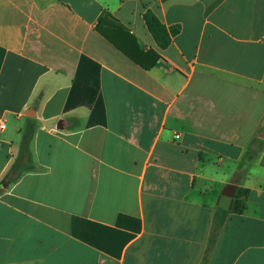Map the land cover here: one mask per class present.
Instances as JSON below:
<instances>
[{"label": "crops", "instance_id": "0c3cea01", "mask_svg": "<svg viewBox=\"0 0 264 264\" xmlns=\"http://www.w3.org/2000/svg\"><path fill=\"white\" fill-rule=\"evenodd\" d=\"M229 185L206 264H264V0H0V264H201Z\"/></svg>", "mask_w": 264, "mask_h": 264}, {"label": "trees", "instance_id": "16d2710c", "mask_svg": "<svg viewBox=\"0 0 264 264\" xmlns=\"http://www.w3.org/2000/svg\"><path fill=\"white\" fill-rule=\"evenodd\" d=\"M110 17L111 15H106L105 17L101 19V21L96 26L97 32H99L105 39H107L111 44H113L117 49L122 51L127 57H129L133 62L141 66L143 69L145 70L150 69L157 62V60L160 59L159 55L154 51H148L147 53H143L144 56H141V58H138L132 53L122 48L120 44L118 43L119 42L118 39L116 40V38L114 37V34L116 35V31L112 30L113 26L111 25V22L109 21ZM143 21H144V24L148 32L154 39L159 49H165L167 46H169L172 42V38L175 37L179 33L178 27L173 26V27L167 28L158 19V17L149 9L143 13ZM121 28L123 29L122 26ZM137 50L140 51L139 48H137ZM148 55L152 56V61L150 63L144 62V59L148 57ZM33 132H34V127L30 122L27 123L21 131V141H20V146H19V152L7 176L10 182H14L21 175L22 172H25L31 168L32 159H31V153L29 150V145H30V142L33 136ZM246 197H247V190L243 188H238L235 192L233 205L229 212L227 210L217 208L216 215H214V217L212 218L211 235L208 241L207 253L205 257L203 258V261L201 264H206L207 258H208L207 254L209 251L208 249L215 241V238L225 218L227 217V215L229 213L241 214L245 210L246 205H245L244 200Z\"/></svg>", "mask_w": 264, "mask_h": 264}, {"label": "water", "instance_id": "95a60500", "mask_svg": "<svg viewBox=\"0 0 264 264\" xmlns=\"http://www.w3.org/2000/svg\"><path fill=\"white\" fill-rule=\"evenodd\" d=\"M5 182L7 181H2L1 185L5 186ZM235 190H236V187L233 185H229L224 189L221 197L219 198L218 204H217V206L220 209L227 210V211L231 210L233 201H234Z\"/></svg>", "mask_w": 264, "mask_h": 264}, {"label": "rangeland", "instance_id": "374dc122", "mask_svg": "<svg viewBox=\"0 0 264 264\" xmlns=\"http://www.w3.org/2000/svg\"><path fill=\"white\" fill-rule=\"evenodd\" d=\"M246 166H247V163L246 162H242V163H238V164H236V165H234L233 167L235 168V169H242L243 171L239 174L240 175V177H237V178H240V179H242V178H245V168H246ZM247 169V168H246Z\"/></svg>", "mask_w": 264, "mask_h": 264}, {"label": "built area", "instance_id": "2783aa9c", "mask_svg": "<svg viewBox=\"0 0 264 264\" xmlns=\"http://www.w3.org/2000/svg\"><path fill=\"white\" fill-rule=\"evenodd\" d=\"M2 128H4V125H1ZM176 138H178V136H176Z\"/></svg>", "mask_w": 264, "mask_h": 264}]
</instances>
